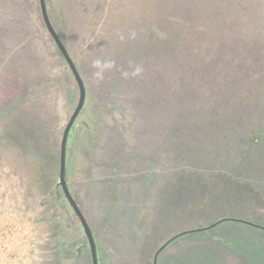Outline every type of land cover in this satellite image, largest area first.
<instances>
[{
	"label": "rangeland",
	"instance_id": "obj_1",
	"mask_svg": "<svg viewBox=\"0 0 264 264\" xmlns=\"http://www.w3.org/2000/svg\"><path fill=\"white\" fill-rule=\"evenodd\" d=\"M45 2L86 88L66 179L98 264H153L164 240L221 217L264 226V0H209L231 14L223 24L238 34L220 49L215 43L217 51L208 44L206 56L182 39L183 13L161 1ZM21 10L37 28L52 82L30 91L29 102L0 105V133L13 137L0 144V264H91L82 227L56 187L59 158L42 163L58 152L77 84L40 26L38 0H0L1 56L17 42L6 24ZM39 137L45 146L37 147ZM41 165L54 171L51 186ZM157 264H264V231L219 222L173 239Z\"/></svg>",
	"mask_w": 264,
	"mask_h": 264
},
{
	"label": "trees",
	"instance_id": "obj_2",
	"mask_svg": "<svg viewBox=\"0 0 264 264\" xmlns=\"http://www.w3.org/2000/svg\"><path fill=\"white\" fill-rule=\"evenodd\" d=\"M154 1H161L162 4L170 6V9L175 8L174 10L178 11L180 14L183 13L184 22L180 24L182 26H177L181 32L180 35L183 36L182 39L184 41L192 40L198 42L200 46L193 48V50L196 52L200 50L201 54L204 56H206L207 51H209L208 44L213 45L209 46L211 49L210 51H212V49L213 51H217L214 46L215 43L218 45V49H220L223 38L224 42L228 43L229 38H231V32L238 34L237 30H233L231 26L226 27L225 24H223V20H229L231 14L226 13V10L223 9L224 14L220 15L219 13H221L222 10H216L213 8L208 3L209 0ZM201 4H205L206 6L202 7L200 6ZM25 13L22 10L19 11V13L13 18H10L6 24V30L9 31L11 36H14L17 39V42L14 48L5 49L8 55L6 58L4 57L6 55L5 53L4 56H1L0 54V59L4 57V61H0V105H11L13 107L29 102L28 94L30 91H37L38 87L42 84H50L52 82V80H50L51 78L48 76L46 61L43 57L44 50L42 47L44 45L37 41L38 36L36 34L37 32H35L37 28L33 26L32 20ZM43 25V21L40 22V26L43 27ZM239 33L243 34L240 31ZM249 34H251V26L250 24L245 23V37ZM181 47L182 46H180V48ZM201 63L203 64L202 67H205V69L208 68L206 63ZM176 67H181L184 70L183 65H179L178 63ZM210 68L213 70L215 69L212 66ZM217 70L222 73L224 72L221 67ZM248 76L249 73L247 74V77ZM104 85L109 86L110 83H104ZM36 100L40 102V96L37 97ZM9 139L10 136L6 133H0V144L10 145L13 137H11V141ZM36 141L37 147L38 145L39 147H41V145L45 146L44 143H41L40 137L37 138ZM58 158L59 149L54 156L49 154V158L48 156H46V159L43 158L42 163L46 160L44 165L47 166L48 163L51 164L53 159L57 160ZM47 174L50 175L48 177V179H50L48 181V186H51L54 171L48 170L41 165L40 176L43 177ZM45 179L46 178H43V181ZM187 181L192 185L196 183V180L193 178H187Z\"/></svg>",
	"mask_w": 264,
	"mask_h": 264
},
{
	"label": "water",
	"instance_id": "obj_3",
	"mask_svg": "<svg viewBox=\"0 0 264 264\" xmlns=\"http://www.w3.org/2000/svg\"><path fill=\"white\" fill-rule=\"evenodd\" d=\"M38 3H39L41 18H42V21L44 23V26H45L47 32L49 33L50 37L52 38L53 42L57 46L58 50L60 51L61 55L63 56L64 60L66 61L67 65H68V67H69V69H70V71H71V73L75 79V82H76L77 88H78V98H77L76 105H75L74 109L72 110L67 122L65 123V125L63 127L61 137H60V141H59V167H58L57 185H59L61 187V190H62L65 198L67 199V201L69 202V204L73 208V210H74V212H75V214L79 220V223L82 227L83 233H84L86 240H87V244H88V248H89V252H90L91 264H98L97 247H96L95 237L93 235V232L91 230L89 223L87 222L85 216L83 215L82 211L78 207L76 201L74 200V198H73V196L69 190V187L67 184V179H66V167H65V156H66V145H67L68 134H69V131H70L75 119L79 115L81 108L85 104L86 88H85L84 81L80 75V72H79L74 60L70 56L65 45L63 44L62 40L60 39L59 35L57 34L56 30L54 29V27L51 23V20L48 16L47 6H46L45 0H38ZM226 219L236 220L237 218L223 217V218H219L218 220L212 222V224L215 222L217 223L218 221H221V220H226ZM245 223L250 224V225L253 224L252 222L247 221V220H245ZM199 229L200 228H195V229H192L191 231H196ZM182 233L183 232L180 231L174 235H179ZM174 235L170 236L169 238L164 240L156 248V250L153 254V264H157L158 253L160 252L161 249H163L168 244V242L174 237Z\"/></svg>",
	"mask_w": 264,
	"mask_h": 264
},
{
	"label": "flooded vegetation",
	"instance_id": "obj_4",
	"mask_svg": "<svg viewBox=\"0 0 264 264\" xmlns=\"http://www.w3.org/2000/svg\"><path fill=\"white\" fill-rule=\"evenodd\" d=\"M39 10H40V8H39ZM47 12H48V10H47ZM40 15H41V13H40ZM48 16H49V18H50V20H51V16L49 15V12H48ZM42 19V18H41ZM52 25L54 24L53 23V20H52ZM53 27H54V29L56 30V32H57V34L59 35V33H58V31H57V29H56V27H55V25H53ZM59 37H60V39H61V36L59 35ZM62 40V39H61ZM83 108H84V106L81 108V110H80V112H79V115L77 116V118L80 116V114H81V112L83 111ZM77 118L75 119V121H74V123H73V125L76 123V120H77ZM73 125H72V127H73ZM72 127H71V129H70V131H69V134L71 133V130H72ZM69 134H68V138H69ZM67 142H68V139H67ZM66 149H67V145H66ZM59 165V164H58ZM59 167V166H58ZM65 167H66V156H65ZM68 184V183H67ZM56 187H58V188H60V191L62 192V190H61V187L59 186V185H57V181H56ZM69 187V186H68ZM69 190H70V188H69ZM71 192V191H70ZM72 194V193H71ZM62 195H63V197H64V199H65V201L67 202V205H68V207L70 208V210H71V213H72V215L78 220V218H77V216H76V214H75V212H74V210H73V208L71 207V205L69 204V202L67 201V199L65 198V196H64V194H63V192H62ZM73 196V195H72ZM74 198V197H73ZM74 200H75V198H74ZM77 203V202H76ZM78 205V204H77ZM59 207L61 208L62 207V205L60 204L59 205ZM78 207H79V205H78ZM80 208V207H79ZM80 210H81V208H80ZM82 211V210H81ZM83 213V212H82ZM84 215V214H83ZM235 218H237L236 220H234V221H239V222H243V223H245V219H243V218H239V217H235ZM227 220H230V219H226V220H221V221H218L217 223L215 222V223H213L212 224V222L210 223V224H208V225H205V226H203V227H199L200 229L199 230H196V231H191L192 229H184V230H181L183 233L182 234H179V235H174V237L169 241V242H171L173 239H175L176 237H178V236H182V235H184V234H187V233H189V232H197V231H202V230H206V229H211V228H215L216 226H218L219 225V222H224V221H227ZM216 221V220H215ZM248 221V220H247ZM214 222V221H213ZM251 222V221H250ZM78 223H79V220H78ZM253 223V222H252ZM79 225H80V223H79ZM250 225V224H249ZM253 226H256L257 228H259V229H261V230H263L264 231V226H262V225H259V224H255V223H253L252 224ZM81 226V225H80ZM180 232V231H179ZM84 234V233H83ZM176 234V233H175ZM172 235V236H173ZM168 242V243H169ZM77 252L78 253H80V247H77Z\"/></svg>",
	"mask_w": 264,
	"mask_h": 264
},
{
	"label": "crops",
	"instance_id": "obj_5",
	"mask_svg": "<svg viewBox=\"0 0 264 264\" xmlns=\"http://www.w3.org/2000/svg\"><path fill=\"white\" fill-rule=\"evenodd\" d=\"M221 218H223V217H221ZM234 218H235V217H234ZM218 219H219V218H218ZM218 219H217V220H218Z\"/></svg>",
	"mask_w": 264,
	"mask_h": 264
}]
</instances>
